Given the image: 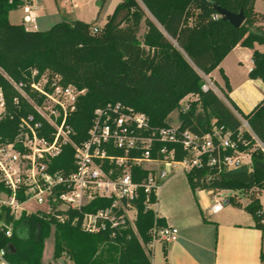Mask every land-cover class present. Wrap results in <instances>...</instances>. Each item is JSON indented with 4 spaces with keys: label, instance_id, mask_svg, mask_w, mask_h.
<instances>
[{
    "label": "trees",
    "instance_id": "trees-1",
    "mask_svg": "<svg viewBox=\"0 0 264 264\" xmlns=\"http://www.w3.org/2000/svg\"><path fill=\"white\" fill-rule=\"evenodd\" d=\"M101 1L102 9L107 0ZM256 1L122 0L102 27L78 19L33 30L10 21V13L23 7L24 0H0V92L6 103V116L0 119L1 141H13L20 131L21 118L36 113L13 83L22 84L34 96L30 89L33 71H50L59 74L65 85L87 89L68 118L75 143L87 138L99 107L121 102L144 112L153 127L161 128L170 126L171 114L181 108V101L194 95L197 98L180 112L181 128L201 136L214 128L230 132L240 151L251 150V164L234 168L223 163L210 165L205 155L202 167L186 172L192 190L229 191L228 203L244 207L264 230L259 197L264 190V149L257 141L264 146V98L244 113L230 97V81L220 67L237 45L251 48L253 67L249 77L264 82V51L255 47L257 43L264 45V28L256 25L264 21V15L255 11ZM216 4L233 12L243 9L245 22L233 26L217 12ZM217 68L225 82V88H220L228 102L213 88L203 89L204 75ZM240 117L249 123L250 130L243 127ZM232 153L222 150L219 156ZM186 154L179 150L176 158ZM61 169H74L71 144L64 146L50 166L51 171ZM146 174L142 171L143 176ZM0 192L10 193L1 180ZM243 194L248 198L245 205L240 200ZM18 198L25 201L27 195L21 191ZM108 204L106 199H97L83 210L95 211ZM136 205L137 230L124 226L98 232L81 228L83 215L78 209L51 214L23 211L17 217L3 206L0 252L4 251L8 264H42L45 241L54 228L55 259L66 253L69 264H152L153 228L166 222L153 209H146L143 198Z\"/></svg>",
    "mask_w": 264,
    "mask_h": 264
},
{
    "label": "built area",
    "instance_id": "built-area-1",
    "mask_svg": "<svg viewBox=\"0 0 264 264\" xmlns=\"http://www.w3.org/2000/svg\"><path fill=\"white\" fill-rule=\"evenodd\" d=\"M23 12L24 23H36L37 4L27 2ZM94 31L97 32L98 27ZM13 83L36 111L21 118L20 131L13 141L4 143L0 137V180L10 190L3 193L6 197L0 203L17 217L23 211L33 212L26 204L34 200L45 207L47 214L80 210L81 228L88 232L119 230L131 223L135 225L139 213L137 201L143 198L146 209H153L167 181L194 167H202L205 155L210 165L223 163L227 168H234L251 164V150L240 151L230 132L214 128L213 132L201 136L182 129L180 121L177 125L156 128L144 112L121 102L97 108L87 138L75 143L68 118L76 111L78 100L87 89L65 85L59 74L50 71L42 74L33 71L30 89L34 96L25 91L22 84ZM212 85L205 83L203 89H214ZM190 101L191 97L181 101L178 116L188 108ZM2 114L6 116V103L0 92V119ZM240 118L243 127L250 130L249 123ZM67 144L74 148V169L51 171L54 158ZM227 149L233 153L219 156L220 151ZM179 150L187 152L182 159L176 158ZM214 152L218 156H214ZM142 171L147 174L143 176ZM21 191L27 195L25 201L18 198ZM211 192L214 202L210 213L214 214L220 212L228 200L227 196L221 197L222 191ZM97 199H106L109 204L95 211L83 210ZM60 219L63 221L64 216ZM2 224L0 222V226ZM178 236L177 227L156 223L152 245L176 241ZM0 264H8L4 251L0 252Z\"/></svg>",
    "mask_w": 264,
    "mask_h": 264
},
{
    "label": "crops",
    "instance_id": "crops-1",
    "mask_svg": "<svg viewBox=\"0 0 264 264\" xmlns=\"http://www.w3.org/2000/svg\"><path fill=\"white\" fill-rule=\"evenodd\" d=\"M24 2V5L35 3L33 0ZM255 11L264 15V0L256 1ZM37 22L22 21L27 29L44 30ZM256 25L264 28V21H258ZM255 47L264 51V45L257 43ZM252 54L251 48L237 45L220 65L230 81L229 95L244 113H249L264 98V82L249 77L253 67ZM206 76L225 88L220 68ZM187 97L197 98L194 95ZM259 197L264 212V190ZM240 200L243 205L248 202L245 195ZM213 202L214 195L210 190H192L186 173L167 181L153 209L164 218L165 225L179 229V236L176 241L152 245V264H264V230L257 226L255 218L244 207L231 203L212 214ZM260 224H264V219ZM156 255L159 256L156 258Z\"/></svg>",
    "mask_w": 264,
    "mask_h": 264
},
{
    "label": "rangeland",
    "instance_id": "rangeland-1",
    "mask_svg": "<svg viewBox=\"0 0 264 264\" xmlns=\"http://www.w3.org/2000/svg\"><path fill=\"white\" fill-rule=\"evenodd\" d=\"M33 1H35L39 9L37 24L41 29L46 30L58 22H73L78 19L86 21L88 23H94L95 25L102 27L106 23L108 15H110L113 12L115 6L122 0H107L106 4L102 9H101L102 7L101 0H33ZM23 16H24L23 7H19L18 9L13 10L10 13V21L12 23H22ZM142 33L143 31L141 32V34ZM245 67L246 64L244 63V68ZM204 80L205 83L209 85H212L211 83H213L211 80H209L207 76L204 77ZM213 87L216 90V92L219 94V96H221L224 99L225 97L223 90L219 86H216L215 84ZM178 113L179 110L177 109L171 114L173 124L175 125H177L180 121ZM1 117L3 118L4 114H2ZM220 195L221 197L229 196L230 192L222 191ZM243 195H240V197H243ZM4 197H6V194L0 192V200ZM26 207L28 208L29 211L45 212V207L36 204L34 200L27 202ZM5 208L7 207L5 206ZM2 212H4V207L0 203V213ZM0 222L2 221L0 220ZM130 226L133 230H137L136 226L133 223H131ZM8 228L10 229L11 226L8 225ZM52 230L53 231L51 235L45 241V249L42 257V264H69L70 258L66 253H64L59 258V261L54 259V243H55L54 228ZM157 251L158 249L156 250V253ZM157 256L159 255H156V258Z\"/></svg>",
    "mask_w": 264,
    "mask_h": 264
},
{
    "label": "water",
    "instance_id": "water-1",
    "mask_svg": "<svg viewBox=\"0 0 264 264\" xmlns=\"http://www.w3.org/2000/svg\"><path fill=\"white\" fill-rule=\"evenodd\" d=\"M215 7L217 12L220 13L225 20H228L235 27H240L246 20L243 9H241L239 12H233L218 4H216Z\"/></svg>",
    "mask_w": 264,
    "mask_h": 264
}]
</instances>
